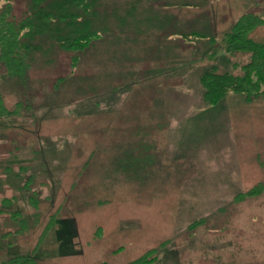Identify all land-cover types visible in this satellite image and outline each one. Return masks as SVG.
Masks as SVG:
<instances>
[{
	"label": "rangeland",
	"instance_id": "1",
	"mask_svg": "<svg viewBox=\"0 0 264 264\" xmlns=\"http://www.w3.org/2000/svg\"><path fill=\"white\" fill-rule=\"evenodd\" d=\"M127 1H103L108 29L77 67L58 48L45 67L37 53L29 91L16 90L0 64L4 107L12 110L25 98L32 106L21 118L0 119V202L16 197L14 209L36 213L21 189L29 176L28 193L39 201V222L26 236L6 240L15 228L6 214L0 216V262L31 255L57 213L56 226L34 255L39 264H128L167 240L151 264H264V192L232 203L237 193L264 182V97L246 104L230 94L206 105L199 83L212 66L239 73L232 62L245 64L249 54L219 53L201 62L211 52L207 40L215 37L220 50L223 33L243 13H263L264 0H141L132 14ZM11 2L13 16L25 17L29 0ZM251 37L261 41L264 27ZM61 78L71 86L55 92ZM89 86L116 87V100L107 99L110 93L92 96ZM78 87L84 91L75 93ZM172 94L181 104L169 125L157 129L148 111ZM116 123L120 137L130 126L147 127L139 139L157 143L149 153L157 179H148L146 168L140 186L112 170ZM201 217L206 224L189 234L187 226Z\"/></svg>",
	"mask_w": 264,
	"mask_h": 264
},
{
	"label": "trees",
	"instance_id": "2",
	"mask_svg": "<svg viewBox=\"0 0 264 264\" xmlns=\"http://www.w3.org/2000/svg\"><path fill=\"white\" fill-rule=\"evenodd\" d=\"M3 1L4 4L0 7V64L4 68L6 80L11 81L16 90H31L32 82L29 79V74L31 66L36 60L37 53H40L38 55L43 58L42 61L45 67L50 65V61L47 58L53 52L52 49L58 48L70 55V66L72 68L77 67L80 63V55L95 46V43L100 40L101 34L108 29L106 22L110 20L106 9L100 11L104 0H29L27 14L20 19H16L12 14V0ZM140 1H127L130 6L128 14L135 12ZM113 16L117 19L115 15ZM260 27H264V12L261 14L245 12L223 33L220 50L217 48L215 37L207 40V48L211 52L210 54H204L201 62L207 60L210 63L216 59L219 53L228 54L230 57L242 53L249 54V57L248 61L242 65L232 62L233 71L240 69L238 74L222 69L219 66L205 68L206 70L202 71L199 76V83L203 88V93L200 97L206 105H216L230 94L241 96L246 104H251L255 100L264 97V38L261 41H255L251 37V34ZM194 34L197 37H202L200 33ZM185 35L183 34L184 38L187 37ZM82 81L83 79H78L77 83L82 86ZM88 82L85 84H88ZM64 83L69 84L65 78L57 79L53 85L54 91L57 92ZM88 89L93 94L92 96H97L99 93H110L107 99L113 100V102L116 100V87L106 91L97 90L92 86H89ZM82 90L84 91V88L78 87L75 93ZM170 96L168 95L167 97L168 102L163 98L153 101L148 111L147 118L157 121L153 125L157 129H162L169 125L170 114L171 121L176 105L180 106L181 104H176L177 96L175 94H172V99ZM186 97L189 98L188 96ZM165 101L168 104L164 105ZM101 102L99 100V104ZM30 107L32 106L28 98H25L23 102L16 103L12 110H8L4 107L3 99L0 95L1 120L11 117L21 118L22 111L25 110L27 112ZM167 111L168 120L164 121ZM132 115L131 113V117ZM127 118L130 120L129 113ZM116 124L118 139L115 140V147L114 145L109 147L114 153L110 160V166L115 173L124 176L123 178L127 181H136L135 183L138 185L144 186L147 178L145 176L146 168L151 170L156 162L154 155L149 153L154 148H157V143L155 140L144 139L141 141L139 139V134L143 130L147 135V127L144 125L130 126L125 132H121L123 134L120 137L119 123ZM126 134L127 137L124 138ZM129 160H134V162L124 165ZM25 169L26 167H22L20 171ZM151 172L153 175L150 174L148 179L152 178V181H154L157 179V175H155L153 170ZM33 180L34 176L27 177L21 188L27 193L28 206L36 211L32 216L23 215L21 211L13 208L16 204V197L2 198L0 202V216L6 214L15 228L13 233H6V238L4 237L5 235L2 236L6 240L17 236H26L39 222V214L37 212L39 201L36 199L34 192L32 194L28 193ZM263 192L264 182H260L246 192L237 193L232 203H242L249 198L261 195ZM57 222V213L50 216L31 255H10L5 261H1L0 264H39L34 255L38 252ZM206 222L207 218H198L187 226L186 231L191 234L198 227L205 225ZM100 230L99 228L96 235L100 234ZM168 243L169 240L164 241L158 247L148 250L128 264L155 263L158 251Z\"/></svg>",
	"mask_w": 264,
	"mask_h": 264
}]
</instances>
